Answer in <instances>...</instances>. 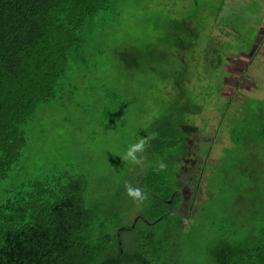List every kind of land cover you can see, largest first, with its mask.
Instances as JSON below:
<instances>
[{
	"label": "rangeland",
	"instance_id": "obj_1",
	"mask_svg": "<svg viewBox=\"0 0 264 264\" xmlns=\"http://www.w3.org/2000/svg\"><path fill=\"white\" fill-rule=\"evenodd\" d=\"M254 1L229 15L227 0H108L80 35L53 98L24 127L26 145L5 184L16 192L36 181L63 184L82 177L85 208L101 225L119 223L124 215L125 222H137L141 205L126 196L124 185L136 187L143 165L120 157L155 119L177 110L197 131L189 134L178 174L182 199L174 213L183 233L178 241H164L166 256L168 264H214L211 247L248 238L230 231L264 226V162L262 172L241 162L250 148L259 145L264 152V99H248L247 121L239 123L231 112L224 115L222 98V88L235 96L234 85L264 84V48L258 52L264 25L256 28L264 23V0ZM124 49H134L137 60L128 55L119 61ZM244 137L254 144L239 150ZM257 185L263 190L250 194L260 195L263 205L237 203L242 189ZM229 214L231 229H223Z\"/></svg>",
	"mask_w": 264,
	"mask_h": 264
},
{
	"label": "trees",
	"instance_id": "obj_2",
	"mask_svg": "<svg viewBox=\"0 0 264 264\" xmlns=\"http://www.w3.org/2000/svg\"><path fill=\"white\" fill-rule=\"evenodd\" d=\"M107 4L0 0V264H168L164 241H178L183 233L182 218L174 213L182 199L178 174L189 153V134L197 130L177 110L155 119L143 134L155 131L158 137L134 180L149 196L137 222H125L124 215L116 224L104 217L111 225H101L85 208L82 177L63 184L36 181L31 189L16 192L5 184L26 145L24 127L53 98L80 35ZM128 55L137 60L134 49L119 51L118 60L124 62ZM241 160L249 167L254 154ZM159 161L167 164L166 170L155 171ZM222 228L231 229L230 222ZM262 229L258 224L245 233L233 229L230 234L248 238L218 242L209 250L212 262L264 264Z\"/></svg>",
	"mask_w": 264,
	"mask_h": 264
},
{
	"label": "crops",
	"instance_id": "obj_3",
	"mask_svg": "<svg viewBox=\"0 0 264 264\" xmlns=\"http://www.w3.org/2000/svg\"><path fill=\"white\" fill-rule=\"evenodd\" d=\"M236 1V2H235ZM247 3L249 6L255 2L254 0H227V7L230 8V12H229V15H233V13L231 12V10H236V9H239L241 4L242 3ZM264 6V5H263ZM246 12V16H244V18L246 17H249L248 15V11H244ZM261 17L264 21V10H263V13H261ZM259 21V20H258ZM264 23L262 24H257L256 25V28L257 27H263ZM261 48H264V42L261 43V46L259 47L258 49V52L260 51ZM264 50V49H262ZM224 87V86H223ZM234 88H235V91L238 92L235 96H233L231 94V96H225L223 94V88H222V95L224 99H226V102H224L226 105V109L224 110V115L227 111L231 112L232 115H236L237 116V119H238V122L241 123V122H245L247 121V118H248V112L244 111V104L246 103V101L249 99L250 100H255L256 98L259 100V101H262L264 99V84H254V83H251L248 84V83H244V84H237V86L234 85ZM233 93V92H232ZM234 97H237V98H234ZM222 98H219L221 101ZM235 102V106L232 107L233 103ZM223 115V116H224ZM260 116H264V113L263 111H260L259 112V117ZM223 132H227V133H230V131H223ZM223 136V134H218V137L219 139ZM227 137H229V139L232 138V133H230L229 136H226L225 139H227ZM217 138V136L215 137ZM230 145H233L232 142L229 143ZM247 144H254V142L251 140L249 141L246 137H244L242 139V144L240 145V147H238L239 150H245L247 149ZM262 144V143H260ZM224 145V142L223 144H221V147H220V151H221V155L223 154L222 153V146ZM251 149V152H245L243 153V155H245L246 157L248 155H253L254 154V160L252 162H248V166L249 167H252V165H254V169L257 170L258 172H262L260 171L259 169L261 168L262 164H260L263 160H264V152H260V149L261 147L259 145H257L256 148H250ZM254 187V189H253ZM250 190H256V192L259 194V192L262 189L261 186L257 185V186H251V187H248L247 188H244L242 189L241 191V196H239L237 199H235L237 201V203H240L241 206L243 207H248V206H251V207H255L256 205H263L262 204V201L260 199V195H255L254 193L253 194H250ZM245 213H249V212H246L244 210ZM255 212H257L255 210ZM258 213V212H257ZM226 215H222V217H224ZM257 216V215H255ZM227 220L225 222H232L233 219H234V216H232L231 214H229V216H226ZM242 218L244 220H247L249 219V216L243 214L242 215Z\"/></svg>",
	"mask_w": 264,
	"mask_h": 264
},
{
	"label": "clouds",
	"instance_id": "obj_4",
	"mask_svg": "<svg viewBox=\"0 0 264 264\" xmlns=\"http://www.w3.org/2000/svg\"><path fill=\"white\" fill-rule=\"evenodd\" d=\"M158 137V133L153 131L145 136H139L133 143L129 144L127 149L124 151L122 159L125 162H130L134 165H140L144 160L147 159V149L151 145V141ZM167 164L163 161H159L155 167V171L162 172L166 170ZM125 194L137 205H142L148 201V193L145 192L141 187H134L130 183H126Z\"/></svg>",
	"mask_w": 264,
	"mask_h": 264
}]
</instances>
